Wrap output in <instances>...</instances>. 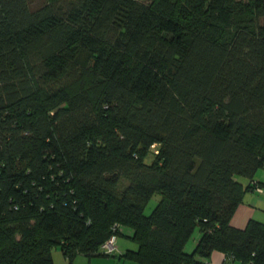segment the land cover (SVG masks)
<instances>
[{
  "label": "trees",
  "instance_id": "obj_1",
  "mask_svg": "<svg viewBox=\"0 0 264 264\" xmlns=\"http://www.w3.org/2000/svg\"><path fill=\"white\" fill-rule=\"evenodd\" d=\"M263 20L264 0H0V264L109 256L115 226L126 260L264 264V222L230 224L264 168Z\"/></svg>",
  "mask_w": 264,
  "mask_h": 264
},
{
  "label": "rangeland",
  "instance_id": "obj_2",
  "mask_svg": "<svg viewBox=\"0 0 264 264\" xmlns=\"http://www.w3.org/2000/svg\"><path fill=\"white\" fill-rule=\"evenodd\" d=\"M35 4H41L43 2V0H32ZM144 1H148V0H144ZM264 22V20H263ZM152 156L151 154H149L146 157V161L149 162L151 160ZM236 179H238L240 182H242V184H246L248 182V178L244 177V176H235ZM254 180H258L259 182H261V187L263 189L262 193H258L254 190H248L247 191V195L246 198L248 199L249 197H251L249 194L251 192H253L254 196H261L264 194V168H258L256 170V172L254 173L253 176ZM128 183L127 180L120 178L119 180V188H122L125 186V184ZM160 199V194L159 193H154V195L150 198V200L147 202L145 208H144V214L148 215L150 214L154 207L156 206L158 200ZM246 200V199H244ZM263 213V212H262ZM128 230H124L122 232L121 235L117 236V250L115 251V253L113 255H109V256H99V255H95V256H91L90 258H92V264H95V262L97 264H140L131 260H126L124 258H119L120 254L125 251L126 249H132L134 250L135 247H137V244L132 241L128 236ZM199 236V230L197 228L194 229V231L192 232L191 236L189 237V239L187 240V242L184 245V250L186 252H191L196 244L197 238ZM52 258H53V264H67L68 262V258L62 253L60 246H54L52 247ZM88 258V256H86L85 254H78L76 255V257L74 258L72 264H85L86 259H90ZM118 259H120V261H117Z\"/></svg>",
  "mask_w": 264,
  "mask_h": 264
},
{
  "label": "crops",
  "instance_id": "obj_3",
  "mask_svg": "<svg viewBox=\"0 0 264 264\" xmlns=\"http://www.w3.org/2000/svg\"><path fill=\"white\" fill-rule=\"evenodd\" d=\"M247 191L244 193L242 201L236 206L230 218V224L234 227L244 228L251 219L264 222V194L261 196H254L253 192L249 191L251 197L247 199L246 198V195L248 194ZM124 230H126V228H123L122 232ZM129 234H131L130 230H128V234H127L128 237ZM136 248L137 247H135V249ZM208 259L213 264H223L225 258L221 252L213 251ZM92 260H93L92 258L86 259L85 264H92L93 263ZM117 261H120V259H118ZM95 264L97 263L95 262ZM231 264H239V262L237 260H234L231 262Z\"/></svg>",
  "mask_w": 264,
  "mask_h": 264
},
{
  "label": "built area",
  "instance_id": "obj_4",
  "mask_svg": "<svg viewBox=\"0 0 264 264\" xmlns=\"http://www.w3.org/2000/svg\"><path fill=\"white\" fill-rule=\"evenodd\" d=\"M252 190L258 192V193H262L263 189L261 187V184L258 180H252ZM113 232L112 234L109 236V238L102 244L100 245V250L101 252L105 253L106 255H112L115 253V251L117 250V235L115 233L116 230V226L112 228ZM205 264H213L211 261H206Z\"/></svg>",
  "mask_w": 264,
  "mask_h": 264
}]
</instances>
